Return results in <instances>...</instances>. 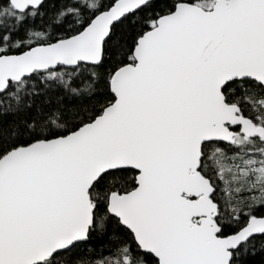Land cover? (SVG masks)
Returning <instances> with one entry per match:
<instances>
[{
	"label": "snow or ice",
	"instance_id": "obj_1",
	"mask_svg": "<svg viewBox=\"0 0 264 264\" xmlns=\"http://www.w3.org/2000/svg\"><path fill=\"white\" fill-rule=\"evenodd\" d=\"M0 264H264V0H0Z\"/></svg>",
	"mask_w": 264,
	"mask_h": 264
}]
</instances>
